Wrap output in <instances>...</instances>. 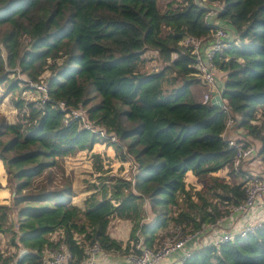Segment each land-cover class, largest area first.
<instances>
[{"label":"trees","instance_id":"obj_1","mask_svg":"<svg viewBox=\"0 0 264 264\" xmlns=\"http://www.w3.org/2000/svg\"><path fill=\"white\" fill-rule=\"evenodd\" d=\"M204 1L222 4L219 16L239 32L216 54L223 96L231 113L241 116L240 125L264 140L254 122L256 112H264V0ZM208 10L196 0H169L165 8L161 0H0V86L17 66L33 81L47 80L51 98L86 107L96 124L118 135L116 156L138 164L134 181L99 174L100 187L84 206L65 191L70 184L47 190L43 183V191L17 196L47 203L20 209L15 237L25 252L16 258L0 251L1 264H39L44 249L56 245L50 233L59 229L76 258L85 255L77 234L84 243L98 241L108 251L129 254L137 251L138 233L156 246L168 228L197 230L244 199L245 170L234 169L235 149L223 135L228 113L204 101V92L213 89L196 74L192 49L182 42L188 34L208 37L216 30L207 22ZM149 50L157 51L159 66L150 65ZM14 79L9 89L18 86ZM28 88L26 81L23 92ZM16 102L18 118L0 120V159L9 180H20L19 192L56 157L91 150L101 140L79 120L65 122L52 100ZM189 173L202 187L188 180ZM147 202L153 217L145 221ZM9 210L0 203V232L12 228ZM115 217L131 222L126 243L111 232ZM184 264H264V222L219 247L195 249Z\"/></svg>","mask_w":264,"mask_h":264},{"label":"built area","instance_id":"obj_2","mask_svg":"<svg viewBox=\"0 0 264 264\" xmlns=\"http://www.w3.org/2000/svg\"><path fill=\"white\" fill-rule=\"evenodd\" d=\"M198 3L209 8L206 14L207 22L215 24L213 16H219L222 4H209L203 0H199ZM215 25L217 28L211 36L200 37L188 34L184 36L182 42L192 49L196 74L207 82L212 89H215L214 91L221 93V88H217L216 85L220 72L215 61L216 54L230 46L232 41L238 38L239 32L229 22ZM26 81L34 90L29 93L28 99L35 100L39 105H43L47 100H52L55 108L63 112L65 122L79 120L82 126L97 133L104 141H118V135L115 132L109 131L106 127L94 122L86 107L69 106L65 100L51 98L48 93L47 80L41 78L39 81H33L28 78ZM212 97L213 91L211 89L205 91L204 101H211ZM221 107L228 113L223 135L229 145L235 149L233 167L238 172L241 168L245 170L242 173L246 177L244 199L236 205L229 206V211L223 216L211 222H204L201 228L197 230L187 232V228L184 229V226L174 225L171 227V234L156 246L148 245L144 240V236L138 233L137 251L127 254L131 264H167L169 262L184 264L186 258L195 249L204 245L219 247L222 242L233 240L236 236H246L264 222V151H262L264 140L259 135L251 132L250 128L240 125L241 116L231 113L225 98ZM254 122L262 127V133L264 134V112L261 109L256 112ZM231 130L233 131L231 132ZM125 163L131 168L127 178L134 181L138 172V164L130 156L124 161L120 160V164ZM239 213L242 216L235 219L234 215ZM152 217L153 215L148 213L144 220H150ZM241 219L245 220L246 224L238 227ZM58 231L51 232V239L56 242V245L47 246L44 249L39 264H100V254L109 252L98 241L82 242V235L77 234L75 238L84 247L85 255L76 258L75 252L68 241L65 240L63 234L56 238ZM10 264L18 263L15 259Z\"/></svg>","mask_w":264,"mask_h":264},{"label":"rangeland","instance_id":"obj_3","mask_svg":"<svg viewBox=\"0 0 264 264\" xmlns=\"http://www.w3.org/2000/svg\"><path fill=\"white\" fill-rule=\"evenodd\" d=\"M169 0H161V6L165 8ZM2 44L0 43V49ZM148 61H150L151 66H159L157 59V51L149 50L146 52ZM150 67V66H149ZM151 68V67H150ZM11 69L9 76L10 80L7 85L0 86V120L6 118L9 121H15L18 117L17 114L20 111L17 107L16 100L19 97L29 96L34 90L28 88L25 92L22 87L26 83V79L30 78L28 75L21 71L19 66ZM14 78L19 79V84L15 88L9 89V83ZM9 89V90H8ZM7 90V91H6ZM31 99V98H29ZM104 139L101 138L100 141ZM105 144L100 142L95 145V149L92 150H80L75 154L67 156H58L56 161L45 168L43 174L38 175L31 186H27L22 191L16 189L18 180L10 181L7 170L5 168L3 160L0 159V172L2 179V186L0 187V203L8 204L10 210L8 213V223L11 224V229L0 232V251L5 254H14L17 258L24 251L25 246L19 241V237H15L16 233L19 231L18 222H20V209L29 204H44L47 201H41L39 203L35 202L33 199H26L21 201H16L17 196H22L25 194H36L43 191L42 184H46V189L52 190H63L66 185L72 187V190L67 191V194L71 195L74 202L84 206L86 197L95 189L100 187L101 180L98 177L101 173L106 174H121L129 175L131 172L130 166H123L117 162L121 159L116 156V149L113 142L110 140H105ZM112 142V143H111ZM99 153L100 160L96 158ZM53 158H48V160ZM103 163V169L100 170L98 161ZM219 174L225 175V170H220ZM188 180L192 182L197 187H202V180L194 177L192 173L188 174ZM225 180L228 176L223 177ZM96 182L97 185H93ZM232 183H235V178L231 179ZM27 196V195H25ZM52 202V201H49ZM147 213H152V207L149 202H147ZM151 220V219H150ZM171 234V229L168 228L167 231L163 232V235L159 238L158 242H162ZM13 236L15 237L13 240ZM17 242V243H15ZM127 255V254H124Z\"/></svg>","mask_w":264,"mask_h":264},{"label":"crops","instance_id":"obj_4","mask_svg":"<svg viewBox=\"0 0 264 264\" xmlns=\"http://www.w3.org/2000/svg\"><path fill=\"white\" fill-rule=\"evenodd\" d=\"M196 1L198 2L199 0H196ZM213 20L215 21L214 22L215 24H218V23L223 24L225 22H228L227 20L221 18L220 16H218V17L213 16ZM223 78H224L223 77V72L220 71L219 77H218L217 82H216L217 88H222L223 87V85H224V79ZM214 90L215 89H213L212 91H214ZM232 131L233 130H231V132ZM99 143H100V141L97 142L96 144H99ZM95 145H94V147L92 149H95ZM262 151H264V150L262 149ZM117 162H120V159L117 160ZM119 165H120V163H119ZM125 166L127 167L128 164L125 163ZM263 199H264V197H263ZM149 214H152V213H149ZM241 216H242V214L239 213L237 215H234V218L237 219L238 217H241ZM245 224H246L245 220L241 219L240 223L238 224V227H242ZM130 229H131V222L129 220L123 219V218H119V217H115L112 220V223H111V232H112V234L114 236L120 238V239H123L125 243L128 240V238H129ZM61 234H62V230H59L57 232V234H56V238H58V236L61 235ZM50 235H52V233H50ZM99 261H100V264H131V262L128 259L127 255L120 254V253H117V252H111V251H109L107 254H100ZM171 263L172 262H169L167 264H171ZM160 264H163V263H160Z\"/></svg>","mask_w":264,"mask_h":264},{"label":"water","instance_id":"obj_5","mask_svg":"<svg viewBox=\"0 0 264 264\" xmlns=\"http://www.w3.org/2000/svg\"><path fill=\"white\" fill-rule=\"evenodd\" d=\"M212 106L214 107H221L224 103V96L223 93L213 91V97L211 99ZM24 253V252H22Z\"/></svg>","mask_w":264,"mask_h":264},{"label":"clouds","instance_id":"obj_6","mask_svg":"<svg viewBox=\"0 0 264 264\" xmlns=\"http://www.w3.org/2000/svg\"><path fill=\"white\" fill-rule=\"evenodd\" d=\"M220 11H221V10H220ZM27 82H28V81H27ZM28 84H29V83H28ZM24 97H25V96H24ZM26 98H27V96H26ZM27 99H28V98H27ZM25 110H26V109H25ZM98 136H99V135H98ZM100 138H101V137H100ZM118 140H119V137H118ZM100 142H103V143L105 144L106 141L103 140V141H100ZM18 225H19V223L17 224V226H18ZM59 230H60V229H59ZM19 233H20V232H19ZM62 234H63V232H62ZM24 251H25V249H24ZM21 254H22V253H21Z\"/></svg>","mask_w":264,"mask_h":264}]
</instances>
